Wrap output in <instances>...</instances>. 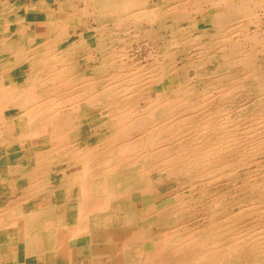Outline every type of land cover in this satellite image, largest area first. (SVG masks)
Wrapping results in <instances>:
<instances>
[{"label": "bare ground", "instance_id": "6f19581e", "mask_svg": "<svg viewBox=\"0 0 264 264\" xmlns=\"http://www.w3.org/2000/svg\"><path fill=\"white\" fill-rule=\"evenodd\" d=\"M68 2L88 17L48 11L82 25L54 51L60 29L35 48L23 34L21 10L45 1L0 0L16 26L0 55L29 64L27 81L0 80V145L23 153L8 167L10 264L67 263L85 238V264H264V0Z\"/></svg>", "mask_w": 264, "mask_h": 264}, {"label": "crops", "instance_id": "0c3cea01", "mask_svg": "<svg viewBox=\"0 0 264 264\" xmlns=\"http://www.w3.org/2000/svg\"><path fill=\"white\" fill-rule=\"evenodd\" d=\"M37 1L38 0H29V1L26 0L27 5H30ZM43 1H45L47 5L43 9H38L30 6L28 10L27 9L21 10V13L25 15L27 23L30 25L29 30L27 32H24L23 34L29 35V38L33 40L32 41L33 47H37L39 44H43V42L46 40L48 36L55 35L56 30L58 28V30L60 29L58 31L59 36L55 38V42L52 49L54 51L70 50L71 49L70 46L79 39L78 37H80V32H81V28L78 26L79 23L77 24L73 23L72 19H75V17L66 16L59 18V20L58 18L57 20L56 19L51 20L49 17H47V14H49L48 11L50 10H53L55 14L57 11H59L61 14L63 12V8L65 11H67L70 2H68V0H50V1L43 0ZM33 9L35 12H33ZM3 23L4 22L2 21V18H0V39L8 40L11 34L16 31V26L11 22L9 24H5V23L3 24ZM13 26L15 27L14 28L15 30L13 29ZM10 27H12V30L14 31H11ZM5 34H9V35L8 36L6 35V37L1 36ZM82 35L85 38V34ZM81 53L82 51L80 52V54ZM0 75H1L0 80L3 78L6 82L9 83H23L27 81V79L29 78V64L25 61L19 62V60H15L11 54L5 52L4 55H0ZM11 110L12 109L5 111L6 116L9 118L10 116L8 115V112ZM7 148L8 147H6V145H0V150H1L0 151V227H1L0 228V259H1L0 264H10L8 260L9 254L19 257L22 256L20 252H14L13 250L10 249L9 246V238L11 235V231L7 223L9 220L8 212L11 205L12 191L9 188L10 187L9 182L11 176L9 175L8 172V167L10 165V162L7 154ZM20 180H22V178H19V181ZM19 181H18V185H19ZM18 193L22 194V191H19ZM52 200L55 204L61 205L62 208L65 210V212H67L66 214L69 216V218L71 220L73 219L71 217L72 215L69 214L70 212L74 211V209L72 208V198L71 200L70 199L68 200L66 197V192L64 190L61 189L56 194H54V198L52 197ZM79 240L80 239L73 240L70 242L71 249L69 253L70 254L69 261L64 264H81V262L82 264H85L89 261L91 254H90V250L88 249L87 242L84 243L83 245L82 244L78 245L76 243H78ZM19 264H26V260L25 262H20ZM31 264H34L33 261Z\"/></svg>", "mask_w": 264, "mask_h": 264}, {"label": "rangeland", "instance_id": "374dc122", "mask_svg": "<svg viewBox=\"0 0 264 264\" xmlns=\"http://www.w3.org/2000/svg\"><path fill=\"white\" fill-rule=\"evenodd\" d=\"M1 1H5V0H1ZM27 1H29V0H27ZM10 2H13V0H10ZM84 7H85V2L84 3H82V2H75V3L74 2H71V4L68 5L67 12H68V14H72V13L74 14L75 13L76 15H81V16H83V17L86 18L88 16L87 15L84 16L83 11H82V9H84ZM71 17H73V16H71ZM12 18H13L12 16H9V19L10 20H12ZM72 20H73V23H75V24L79 23L77 18L72 19ZM85 23H86V27L87 28H89L90 26H95L94 22L92 23V20L91 21L90 20L89 21L87 20ZM90 24H92V25H90ZM78 26L79 27H82V25H80V24H78ZM14 28L15 27H13V29ZM10 30L12 31V28ZM84 34H85V38H87L88 42L93 47L95 45V38L93 36V29H90L89 28L88 30L85 31ZM6 35L8 36L9 34H5V35H1V36H6ZM26 37H27V34H24V38H26ZM30 46H32V45H30ZM84 62H85V60H83V59H80L78 61V63L81 64L82 66L84 65ZM169 86H172V81H170V82L169 81H165L164 84L157 86L155 89H159V88H162V87L168 88ZM13 114H14V110L13 109L10 112H8V115L10 117L13 116ZM99 120H100V118L97 117L95 119V122L98 123ZM104 126L105 125H103V127ZM8 148H7V154H8V157H9V162L11 164V163H14L16 160H18L22 156L23 153H22V150H20V149L15 150V152H10V148L11 147H8ZM60 166H62V167L65 166V163H61ZM75 170L76 169L74 167L70 169L71 172H73ZM57 175H59V176H57ZM61 176H62L61 173L53 174V175H51V181H53V182H60L59 180H60ZM24 183H25V180H23V179L19 181V185H23ZM72 190H74V191L77 190V185L75 183L72 184ZM144 196L145 195L140 196L139 193H134L133 196H132V198L135 201L141 200L143 205L150 204L151 203V196H148V195L145 196V197ZM161 197H163V196L162 195H157V198H161ZM69 214L72 215L71 217L73 218L72 220L74 221L75 220V216H76V211L74 210L73 212H70ZM86 242H87V240L86 239H83V241H80L79 240L78 243H76V244H78V245L82 244L83 245ZM32 261H33L32 259H29L28 258V259H26V264H31Z\"/></svg>", "mask_w": 264, "mask_h": 264}]
</instances>
